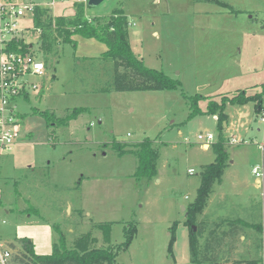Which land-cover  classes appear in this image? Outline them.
<instances>
[{
	"label": "rangeland",
	"instance_id": "obj_1",
	"mask_svg": "<svg viewBox=\"0 0 264 264\" xmlns=\"http://www.w3.org/2000/svg\"><path fill=\"white\" fill-rule=\"evenodd\" d=\"M32 1L45 6L52 0ZM77 2L85 4L87 18L121 10L133 52L180 86L116 91L114 62L103 58L107 45L82 35L74 42L60 39L49 63L38 56L47 63V78L14 103L21 130L0 158V243L11 252L8 264H34L23 240L37 255L53 254L61 234L68 249H106L125 243L132 227L134 239L116 264H196L185 208L196 197L204 167L216 159L213 149H203L201 134H212L213 144L221 136L247 142L227 148L235 165L214 186L203 217L211 228L221 220V234L240 230L218 249V260L264 264V180L257 186L251 166L263 161L264 149L255 145L264 141L262 113L251 101L226 106L229 126L210 114L191 116L195 104L206 112L212 100L261 92L264 0H104L95 7L67 0L51 13L72 17ZM76 108L86 111L63 126ZM147 138L159 153L158 175L137 180V158L120 157L111 144L133 147Z\"/></svg>",
	"mask_w": 264,
	"mask_h": 264
},
{
	"label": "trees",
	"instance_id": "obj_2",
	"mask_svg": "<svg viewBox=\"0 0 264 264\" xmlns=\"http://www.w3.org/2000/svg\"><path fill=\"white\" fill-rule=\"evenodd\" d=\"M75 14L72 17L54 16L51 10L38 8L35 15V26L42 31V52L49 63L50 55H56L58 41L74 42L75 35H82L86 38H95L107 45V51L103 54L104 59L114 62L113 87L119 92H138V91H165L177 90L180 83L174 81L163 71L147 68L144 62L133 52L129 41L128 19L121 10L115 11L106 18L86 17V6L84 3L74 4ZM46 63V66H47ZM262 90L254 95L247 94L246 91H239L232 97L223 96L220 102L212 100L206 112L199 108L193 110L191 116L197 114H210L217 117L218 122L227 123L225 108L228 104L242 106L249 102L255 103V111L260 114L264 109V84ZM86 109L76 108L66 118L62 119L63 126H69L70 121L77 119ZM227 141L224 136L217 144H212L216 159L213 163L204 167L201 173V183L197 190L195 199L186 207L185 224L192 228L189 236L190 252L192 260L196 264L203 261L210 264H221L219 262V250L222 244L229 237H235L240 230L231 231V236L223 232L222 222H216L214 226L201 219L208 205L210 196L213 194L214 186L221 184L225 171L229 166V153ZM120 157L133 155L137 158V169L134 177L137 180L157 177V161L159 153L154 147V141L147 138L136 146L114 141L111 144ZM235 225V224H232ZM246 226L245 223H243ZM176 224L173 226V230ZM197 227V231L193 227ZM235 227V226H233ZM126 240L120 246H112L106 249H90L78 251L68 249L66 238L61 234L60 245L51 255H37L29 240H23L24 248L28 247L29 258L34 264H116L117 255L121 250L129 247L137 232L135 227L126 229ZM206 234V236H204ZM222 236V237H221ZM174 234L172 233V239ZM204 238V239H202ZM202 239V241H201ZM173 241L170 245L172 248ZM219 249V250H218ZM235 264H259V261H243Z\"/></svg>",
	"mask_w": 264,
	"mask_h": 264
},
{
	"label": "built area",
	"instance_id": "obj_3",
	"mask_svg": "<svg viewBox=\"0 0 264 264\" xmlns=\"http://www.w3.org/2000/svg\"><path fill=\"white\" fill-rule=\"evenodd\" d=\"M66 1L52 0L45 6H39L32 0H0V158L16 144L21 130L14 103L21 97L28 99L31 92L40 88L36 80L47 78L46 62L38 57L44 55L41 49L42 31L34 23L36 11ZM26 20L31 21L29 26L22 25ZM261 113L264 121V109ZM198 139L202 146H210L214 141L212 134H201ZM233 143L239 141L233 140ZM261 148H264V144ZM189 174L193 175L194 171L189 170ZM253 174L261 187L264 162L253 168ZM3 247L0 243V262L8 264L11 252L6 249L2 251Z\"/></svg>",
	"mask_w": 264,
	"mask_h": 264
},
{
	"label": "crops",
	"instance_id": "obj_4",
	"mask_svg": "<svg viewBox=\"0 0 264 264\" xmlns=\"http://www.w3.org/2000/svg\"><path fill=\"white\" fill-rule=\"evenodd\" d=\"M49 9L51 10V8H49ZM252 72H257V71H256V69H253ZM226 124H227V126H229V123H228V122H227V123L225 122V125H226ZM232 140H238V139L233 138ZM232 140H231V141H232ZM245 141H246V140H245ZM263 142H264V141H263ZM263 142H259V143H256V142H255V145L257 144L258 147H259V146L261 147V145L264 144ZM252 143L254 144V142H252ZM227 144H228L227 148H228L229 146H231V147H235V148L238 147V146H240V148H241V147H245V145H247V142H245V145H237V143L234 144L233 142H227ZM202 147H203L204 150H207V151H210V150H211V145L208 146V149H206V145H205V146H202ZM263 149H264V148H263ZM227 150H228V149H227ZM228 153H229V152H228ZM229 155H230V154H229ZM262 157H263V161H262V162H264V154L262 155ZM234 165H235V162H231V163H229V166L227 167L224 176H226V173H228V171H230V170L234 167ZM253 165H254L253 162H251V166H252V168L255 167V166L253 167ZM188 172H189V171H188ZM223 181H224V178H223ZM222 183H223V182H222ZM222 183H221V184H222ZM236 183L239 184L238 181H237ZM236 183H235V184H236ZM256 183H257V186H258L259 181L256 180ZM221 184H220V185H221ZM237 187H238V186H237ZM213 193H214V191H213ZM214 195H215V194H214ZM211 197H212V195H211ZM185 198L188 199L187 197H185ZM210 200H211V199H210ZM210 200H209V203H210ZM0 204H1V198H0ZM207 206H208V205H207ZM185 209H186V208H185ZM185 209H184V210H185ZM204 214H205V211H204V213H203V216L201 217L202 219H204V218H203V217H204ZM218 221L221 222V220H218ZM6 250L9 251V249H8L7 247H6Z\"/></svg>",
	"mask_w": 264,
	"mask_h": 264
},
{
	"label": "water",
	"instance_id": "obj_5",
	"mask_svg": "<svg viewBox=\"0 0 264 264\" xmlns=\"http://www.w3.org/2000/svg\"><path fill=\"white\" fill-rule=\"evenodd\" d=\"M104 0H88V7H95L102 3ZM193 230L196 231V227H193Z\"/></svg>",
	"mask_w": 264,
	"mask_h": 264
}]
</instances>
